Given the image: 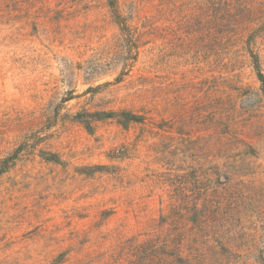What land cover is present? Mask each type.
I'll use <instances>...</instances> for the list:
<instances>
[{
  "label": "rangeland",
  "instance_id": "rangeland-1",
  "mask_svg": "<svg viewBox=\"0 0 264 264\" xmlns=\"http://www.w3.org/2000/svg\"><path fill=\"white\" fill-rule=\"evenodd\" d=\"M256 57L264 0H0V264H264Z\"/></svg>",
  "mask_w": 264,
  "mask_h": 264
},
{
  "label": "trees",
  "instance_id": "trees-1",
  "mask_svg": "<svg viewBox=\"0 0 264 264\" xmlns=\"http://www.w3.org/2000/svg\"><path fill=\"white\" fill-rule=\"evenodd\" d=\"M255 59H256V60H255L256 68H257V70L259 71V72H258V77H259V79H260V81H261V83H262V90H263V92H264V75H263V74L260 72V70H259L258 58L256 57ZM101 113H104L105 118L115 117V114H113V113L99 112V115H100ZM113 115H114V116H113ZM126 115H127V117H126V121H127V122H126V123L131 122V121H135V120H136V118H135L136 116H135L134 114H132V113H130V112H127ZM124 123H125V122H124ZM86 127H87V129H91L90 125H88V124H86ZM47 159H49V160H51V161H55V162H58V161H59L58 156L55 155V154H52V156H49Z\"/></svg>",
  "mask_w": 264,
  "mask_h": 264
}]
</instances>
